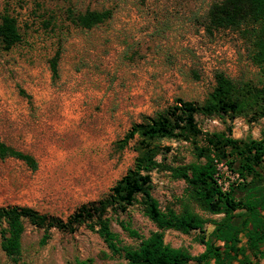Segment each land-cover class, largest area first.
I'll return each mask as SVG.
<instances>
[{
  "label": "rangeland",
  "instance_id": "rangeland-1",
  "mask_svg": "<svg viewBox=\"0 0 264 264\" xmlns=\"http://www.w3.org/2000/svg\"><path fill=\"white\" fill-rule=\"evenodd\" d=\"M215 0H0V16L17 19L20 41L0 46V140L31 154L35 169L23 161L0 158V206H30L65 219L80 204L99 199L132 165V142H115L134 122L173 104L177 97L201 102L214 85V72L234 79L258 80L250 44L232 29L207 30L205 14ZM111 12L90 29L75 26L68 9ZM60 49L58 74L48 60ZM195 118L203 131L230 126L236 138L259 139L264 116ZM201 143V142H200ZM158 160L169 166L198 162L190 141L163 139ZM226 187L237 175L218 161ZM150 191L162 211L195 215L212 240L223 212L206 210L189 184L168 169L151 172ZM111 229L122 243L138 240L122 225L144 237L159 230L143 211L140 197L125 210L108 209ZM163 241L191 255L203 250L197 229L162 231ZM43 229L25 222L17 264H131L111 255L88 225L73 231L55 227L41 244ZM0 264H11L0 248ZM188 264H193L189 262ZM258 264H264V257Z\"/></svg>",
  "mask_w": 264,
  "mask_h": 264
},
{
  "label": "trees",
  "instance_id": "trees-1",
  "mask_svg": "<svg viewBox=\"0 0 264 264\" xmlns=\"http://www.w3.org/2000/svg\"><path fill=\"white\" fill-rule=\"evenodd\" d=\"M41 1V0H33ZM44 1V0H42ZM71 23L90 29L111 17L108 9L67 10ZM207 30L232 29L250 44V60L259 69L258 80L234 79L222 71L214 72V85L201 102L175 99L162 109L144 115L134 122L122 138L115 142L122 149L129 142L135 152L132 165L99 199L80 204L65 219L39 212L30 206H0V248L17 264L22 252L25 222L43 229L40 243L46 242L49 229L73 231L85 224L105 243L111 255L122 256L131 264H258L264 257V133L261 138H236L230 126L224 130L203 131L196 114L254 121L264 116V0H215L205 14ZM17 19L7 11L0 16V46L9 49L20 41ZM60 49L48 60L51 75L58 74ZM163 139L190 141L198 162L169 166L158 160ZM201 142V143H200ZM13 157L35 169V158L0 140V158ZM223 160L237 175L224 187L218 168ZM168 169L174 177L184 179L195 199L208 211L223 212L215 221L212 240L204 236L203 222L195 215L184 216L171 209L162 211L150 191L151 172ZM137 196L143 211L159 230L144 237L135 229L123 226L138 243H122L111 229L109 208L125 210ZM172 228L182 232L197 229L203 250L197 255L170 247L163 241L162 231ZM91 264V259L77 260Z\"/></svg>",
  "mask_w": 264,
  "mask_h": 264
}]
</instances>
